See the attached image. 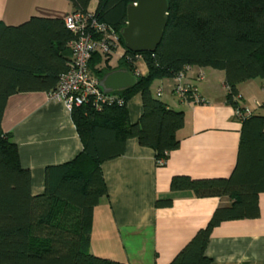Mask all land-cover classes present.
Wrapping results in <instances>:
<instances>
[{
  "label": "trees",
  "instance_id": "16d2710c",
  "mask_svg": "<svg viewBox=\"0 0 264 264\" xmlns=\"http://www.w3.org/2000/svg\"><path fill=\"white\" fill-rule=\"evenodd\" d=\"M67 1L71 12H87L92 0ZM135 1L96 0L93 12L118 34L124 48L119 65L136 75V84L109 93L121 98V103H104L96 109L85 102L70 109L82 150L69 161L47 166L44 189L35 195L30 171L21 166L17 145L3 131L1 121L11 95L56 88L72 63L69 44L74 34L63 18L33 16L16 26L0 21V264H121L89 250L92 212L107 195L100 165L121 155L128 138L152 148L156 160L166 158L178 148L176 132L184 124V113L154 95L151 82L173 78L187 66L222 70L226 102L243 110L238 85L264 77V0H167L162 38L153 51L141 53L125 49L120 35L126 8ZM110 53H94L91 71L102 57L107 62ZM139 60L147 68L144 76L136 72ZM135 93L140 94L142 113L130 123L127 102ZM238 120L237 159L228 177L174 175L170 179L172 192L192 191L199 198L224 196L231 202L217 207L169 264H210L205 251L214 227L259 216L258 195L264 192V114L252 110ZM171 202V198L158 199L156 205Z\"/></svg>",
  "mask_w": 264,
  "mask_h": 264
},
{
  "label": "crops",
  "instance_id": "0c3cea01",
  "mask_svg": "<svg viewBox=\"0 0 264 264\" xmlns=\"http://www.w3.org/2000/svg\"><path fill=\"white\" fill-rule=\"evenodd\" d=\"M66 3L0 0V21L16 26L33 16L63 18L72 11ZM123 50L112 51L107 62L102 57L91 72L100 79L124 68L119 65ZM136 72L147 74L141 60ZM198 73L203 77L196 80ZM184 80L194 87L198 99L180 100L173 92L172 78L154 79L150 86L168 107L184 113V124L176 132L179 146L168 153L164 164L157 165L155 151L135 138L125 141L121 155L101 163L107 195L92 212L91 254L121 264H169L213 211L231 202L224 196L199 198L192 191L169 188L174 175L228 177L237 159L241 123L225 99L224 71L191 67ZM237 90L242 107L264 114V77L248 79ZM127 107L130 123L136 122L142 113L139 93L132 95ZM1 126L16 143L21 166L30 171L34 195L44 189L47 166L69 161L82 150L70 109L64 101L50 99L46 91L11 95ZM165 198H171L169 206L156 205V200ZM258 204V217L224 221L212 229L205 251L210 264H264V192L259 193Z\"/></svg>",
  "mask_w": 264,
  "mask_h": 264
},
{
  "label": "built area",
  "instance_id": "2783aa9c",
  "mask_svg": "<svg viewBox=\"0 0 264 264\" xmlns=\"http://www.w3.org/2000/svg\"><path fill=\"white\" fill-rule=\"evenodd\" d=\"M63 22L66 28L74 34V38L69 44L72 63L60 75L56 88L48 92L49 98L64 101L69 109L85 102H90L96 109H99L104 103H121V98L102 92L99 87V78L91 72L89 67V60L94 53L105 56L114 47H120L118 34L105 23L98 21L94 12L90 10L70 12L63 17ZM190 68L187 66L184 71H180L172 78L173 92L183 101L188 98L198 99L194 87L184 80L185 72ZM202 77L203 74L198 73L196 80ZM157 95L160 93L157 92ZM237 98L240 99L239 94ZM262 108L264 109V106ZM251 111L244 107L243 110L234 108V115L239 119ZM166 155L167 153H165ZM165 159L164 157L157 159L156 164H164Z\"/></svg>",
  "mask_w": 264,
  "mask_h": 264
},
{
  "label": "water",
  "instance_id": "95a60500",
  "mask_svg": "<svg viewBox=\"0 0 264 264\" xmlns=\"http://www.w3.org/2000/svg\"><path fill=\"white\" fill-rule=\"evenodd\" d=\"M167 0H136L126 8V22L120 29L124 47L135 53L153 51L159 44L167 22ZM136 75L125 68L103 74L99 87L104 93L128 89Z\"/></svg>",
  "mask_w": 264,
  "mask_h": 264
},
{
  "label": "rangeland",
  "instance_id": "374dc122",
  "mask_svg": "<svg viewBox=\"0 0 264 264\" xmlns=\"http://www.w3.org/2000/svg\"><path fill=\"white\" fill-rule=\"evenodd\" d=\"M58 1H59V2L61 1L62 4H67V3H66V2H67L66 0H58ZM94 2H96V0H92V1L90 2V4H89V9H94V8H95V3H94ZM62 7H63V5H62ZM62 7H61V8H62ZM120 47L123 48V46H122L121 44H120ZM115 61H116V60L112 59V62H111V63H113V62L115 63Z\"/></svg>",
  "mask_w": 264,
  "mask_h": 264
}]
</instances>
